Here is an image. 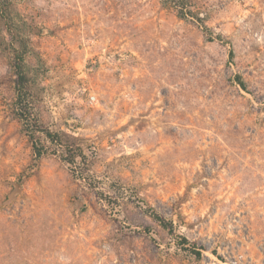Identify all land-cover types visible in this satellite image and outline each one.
I'll return each instance as SVG.
<instances>
[{"label":"rangeland","instance_id":"1","mask_svg":"<svg viewBox=\"0 0 264 264\" xmlns=\"http://www.w3.org/2000/svg\"><path fill=\"white\" fill-rule=\"evenodd\" d=\"M2 4L0 264H264V0Z\"/></svg>","mask_w":264,"mask_h":264},{"label":"trees","instance_id":"2","mask_svg":"<svg viewBox=\"0 0 264 264\" xmlns=\"http://www.w3.org/2000/svg\"><path fill=\"white\" fill-rule=\"evenodd\" d=\"M3 6L0 7V9L3 11L6 7L5 4H2ZM4 17V16H3ZM22 51L20 50H16V54H17V58H21L22 57ZM18 60H21V59H18ZM21 63H18L17 64V74H18V79H17V86H18V94L20 95L21 92L25 89L24 85H25V82H26V76L24 75V72L22 71V68H21ZM55 139V138H53ZM38 154H40V152H38ZM166 225V224H165Z\"/></svg>","mask_w":264,"mask_h":264}]
</instances>
